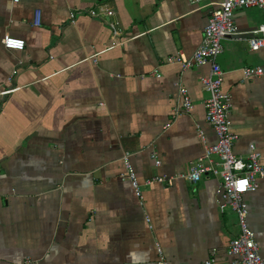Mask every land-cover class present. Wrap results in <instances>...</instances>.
<instances>
[{
	"label": "crops",
	"instance_id": "obj_1",
	"mask_svg": "<svg viewBox=\"0 0 264 264\" xmlns=\"http://www.w3.org/2000/svg\"><path fill=\"white\" fill-rule=\"evenodd\" d=\"M211 8L187 0H0V40L24 41L21 50L0 41V264H156L155 244L168 264L229 258L237 218L229 206L218 209L220 177L190 183L176 175L215 142L199 81L208 66L182 70L167 60L193 52ZM232 21L238 33L221 40L216 56L232 152L245 157L252 144L264 164V76L240 71L264 65V46L246 43L264 16L237 8ZM179 85L192 107L174 114ZM124 152L142 205L119 176ZM154 175L175 177L143 183ZM243 200L264 257V177Z\"/></svg>",
	"mask_w": 264,
	"mask_h": 264
},
{
	"label": "built area",
	"instance_id": "obj_2",
	"mask_svg": "<svg viewBox=\"0 0 264 264\" xmlns=\"http://www.w3.org/2000/svg\"><path fill=\"white\" fill-rule=\"evenodd\" d=\"M191 5L202 2L212 6L202 27L198 45L189 56L181 52H176L167 58L180 68L186 69L193 65H207L208 71L199 78L200 84L206 96L202 101L204 108V118L212 128L215 135V142L204 146L202 158L190 162L187 170L176 174L187 182L197 181L202 174L218 175L220 183L218 185V195L220 201L218 209L223 211L226 206L235 213L237 218V234L232 237L227 245L226 253L228 259L215 262L210 256L195 264H264V257L258 253L257 243L254 239L253 231L248 227L246 215L247 207L243 200L246 192H252L257 187V179L264 177V164L258 161V153L252 144L248 145V153L241 157L232 152V144L236 135L230 131L228 109L229 95L221 90L222 70L216 62V56L220 53L221 40L223 38L237 34L236 26L232 21V12L237 8L256 7L264 16V0H187ZM104 13L110 15L112 12L105 9ZM91 16H97L94 9L89 10ZM71 16L73 14H70ZM34 25L39 23V11L34 12ZM112 30V29H111ZM112 34H116L112 30ZM1 44L6 49L21 50L24 41L21 38L5 35L1 38ZM249 49H256L264 46V22L259 24L251 35L246 39ZM242 78L264 76V65L241 68ZM12 90V89H11ZM10 91L5 90L3 92ZM179 108L173 113L180 111L187 112L192 104L184 86L177 87ZM198 137L204 142L201 131L197 132ZM128 152L122 155L123 172L119 174L121 178L129 181L133 194L139 205H142V191L134 172L128 161ZM158 165L159 161L154 160ZM175 176L154 175L145 178L143 183L149 185L157 182L169 185ZM145 219L147 216L145 215ZM156 264H168L164 258L159 245L155 244ZM213 255V252H211Z\"/></svg>",
	"mask_w": 264,
	"mask_h": 264
}]
</instances>
